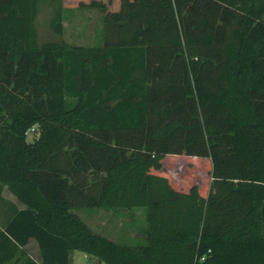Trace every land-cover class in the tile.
<instances>
[{
  "label": "trees",
  "instance_id": "16d2710c",
  "mask_svg": "<svg viewBox=\"0 0 264 264\" xmlns=\"http://www.w3.org/2000/svg\"><path fill=\"white\" fill-rule=\"evenodd\" d=\"M0 210V264H264V0H0Z\"/></svg>",
  "mask_w": 264,
  "mask_h": 264
},
{
  "label": "rangeland",
  "instance_id": "374dc122",
  "mask_svg": "<svg viewBox=\"0 0 264 264\" xmlns=\"http://www.w3.org/2000/svg\"><path fill=\"white\" fill-rule=\"evenodd\" d=\"M54 8L44 4L40 9L36 21V28L39 35L40 43L47 41H65L76 45H92L95 42V37L100 24V12L98 10H89L78 13L75 17L64 22L65 32L63 36L56 34L51 28V20L53 18ZM33 133H29L28 140L32 141ZM5 196L13 198L9 191L6 190ZM86 224L96 233L119 240L123 232V225L129 224L134 218L130 211L121 210H104L101 209L95 213H86L82 210L76 211ZM135 216L140 215L139 212H134ZM124 231L126 236H138V233L133 231ZM123 239L122 241H124ZM28 253L36 261H40V253L38 245L35 241L31 242L27 248ZM96 263L95 259L89 254L81 251H76L73 255V264Z\"/></svg>",
  "mask_w": 264,
  "mask_h": 264
},
{
  "label": "crops",
  "instance_id": "0c3cea01",
  "mask_svg": "<svg viewBox=\"0 0 264 264\" xmlns=\"http://www.w3.org/2000/svg\"><path fill=\"white\" fill-rule=\"evenodd\" d=\"M6 190L7 191H9L8 190V188L6 187L5 189H4V191H3V197L5 198V199H7V200H9L10 202H13L15 205H16V207L18 208V209H24L25 208V206L23 205V204H21V203H19L18 201H17V199H16V197L9 191V193L11 194V196L13 197V198H9V197H6L5 196V192H6ZM0 219L1 220H7L8 219V214L7 213H4V211H2V210H0ZM34 240H32L31 242H33ZM30 242V243H31ZM30 245V244H29ZM28 245V246H29ZM28 246H27V248H28Z\"/></svg>",
  "mask_w": 264,
  "mask_h": 264
},
{
  "label": "built area",
  "instance_id": "2783aa9c",
  "mask_svg": "<svg viewBox=\"0 0 264 264\" xmlns=\"http://www.w3.org/2000/svg\"><path fill=\"white\" fill-rule=\"evenodd\" d=\"M87 264H92V263H87Z\"/></svg>",
  "mask_w": 264,
  "mask_h": 264
}]
</instances>
